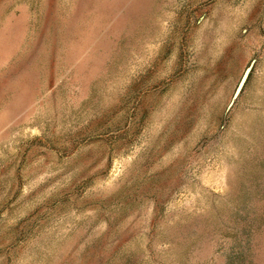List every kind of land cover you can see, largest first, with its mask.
<instances>
[{"label": "rangeland", "instance_id": "rangeland-1", "mask_svg": "<svg viewBox=\"0 0 264 264\" xmlns=\"http://www.w3.org/2000/svg\"><path fill=\"white\" fill-rule=\"evenodd\" d=\"M0 264H264V0H0Z\"/></svg>", "mask_w": 264, "mask_h": 264}]
</instances>
